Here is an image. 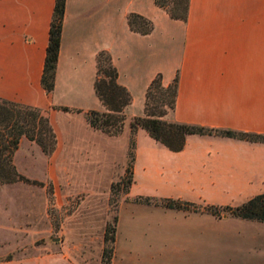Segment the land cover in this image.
<instances>
[{"label": "crops", "instance_id": "obj_1", "mask_svg": "<svg viewBox=\"0 0 264 264\" xmlns=\"http://www.w3.org/2000/svg\"><path fill=\"white\" fill-rule=\"evenodd\" d=\"M54 1L0 0V97L46 110L58 148L66 138L76 148L95 137L127 139L158 73L164 86L178 75L168 120L264 134V0H190L185 21L172 19L155 0H65L54 88L47 93L41 75ZM130 13L151 20L152 31L130 29ZM101 50L110 53L117 82L132 98L117 137L85 118L89 110H106L94 89ZM135 139L134 171L154 170L171 196L239 205L264 192V142L190 134L182 150L171 151L142 128ZM28 140L21 137L20 146ZM178 211L189 219H231L245 225L237 230L264 234L261 221Z\"/></svg>", "mask_w": 264, "mask_h": 264}, {"label": "rangeland", "instance_id": "obj_2", "mask_svg": "<svg viewBox=\"0 0 264 264\" xmlns=\"http://www.w3.org/2000/svg\"><path fill=\"white\" fill-rule=\"evenodd\" d=\"M85 118L88 122L86 113ZM130 139L131 133L127 139L95 137L76 148L66 138L50 155L33 141L19 144L13 155L17 170L44 185L15 182L0 188V264H101L105 227L115 216L111 264L264 260L262 232L237 230L245 225L231 219L208 214L189 219L162 207L161 198L177 197L158 184L154 170L134 171L133 165L128 192L124 184L112 190L131 160L129 152L135 153ZM140 196L154 197L157 205L142 203ZM206 204L211 203H195L197 212L209 213L202 210Z\"/></svg>", "mask_w": 264, "mask_h": 264}, {"label": "trees", "instance_id": "obj_3", "mask_svg": "<svg viewBox=\"0 0 264 264\" xmlns=\"http://www.w3.org/2000/svg\"><path fill=\"white\" fill-rule=\"evenodd\" d=\"M190 0H155V4L164 9L172 19L185 21L188 16ZM65 0H55L48 31V43L41 85L47 93L54 88L56 64L60 49L61 29L64 18ZM130 29L141 34H148L153 29V23L146 17L130 13L127 17ZM96 78L94 89L96 95L105 106V111L89 110L86 112L88 123L107 135L117 136L122 132L126 115L124 109L131 102L129 91L117 82V69L112 62L110 53L101 50L96 56ZM178 75L166 86L162 84V76L158 73L150 82L146 94L144 113L134 116L129 123L130 148L135 149V132L138 128L144 129L156 142L164 145L171 151L183 149L186 138L190 134L217 135L249 141L264 142L263 133L247 132L229 128L207 127L199 124L168 120L166 115L175 109ZM69 111L66 106L60 107ZM134 135V138H133ZM35 142L42 152L50 155L56 148L57 136L46 110L41 107L23 104L0 97V186L15 182H24L43 186L44 183L30 179L21 174L14 162L13 155L18 148L21 137ZM131 160L125 168L122 177L112 185V190L121 184L128 188L133 183L134 152H129ZM142 203L157 205L152 196H140ZM167 209L197 211L195 203L180 198L163 197L159 201ZM203 211L216 217L225 212L240 219H252L264 222V192L256 194L239 205L206 204ZM117 217L112 223H107L104 231V247L101 255V264H111L115 242Z\"/></svg>", "mask_w": 264, "mask_h": 264}]
</instances>
